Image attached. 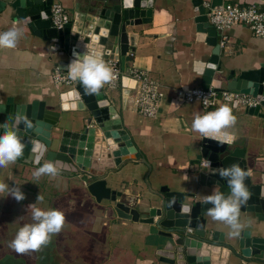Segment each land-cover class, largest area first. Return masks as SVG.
<instances>
[{"label":"crops","instance_id":"obj_1","mask_svg":"<svg viewBox=\"0 0 264 264\" xmlns=\"http://www.w3.org/2000/svg\"><path fill=\"white\" fill-rule=\"evenodd\" d=\"M210 2L205 0V6H209ZM223 2L239 6L257 5L264 9L258 0ZM54 3L62 4L71 22H74L76 32L85 25L84 18L91 17L87 23L95 29L91 30V37H76L74 46L77 47V54L87 53L104 60L106 64L114 61L109 59V42L112 39L105 41L106 37L96 32L95 8L100 5L99 1L54 0ZM117 3L120 0H107L105 6L111 8ZM196 16L191 1L155 0L153 22L136 27L135 51L126 54L124 66L118 61L126 75L133 70H143L162 85L166 97L157 118L139 115L135 110L134 92L125 89L123 84L117 89H109L106 84L103 86L106 99L120 115L122 128L129 135L135 151L121 165L115 166L111 151L103 147L99 141L101 136H97L92 158L96 162L91 171L98 177H93V181L105 179L113 190L124 191L128 198H137L141 211L158 206L159 196L165 188L171 192L195 195L194 200L187 197L189 202H202L206 196L205 190L199 187V172L193 164L206 137L193 132L191 123L194 114L214 111L217 107L206 110L199 102L182 103L175 97L179 89L203 88V76L197 72V64H206L212 56L213 47L207 44L208 33L198 31L194 22ZM14 22L23 30V35L15 48H0V105L12 98L16 104L44 101L47 107L54 108L59 105L61 93L74 85L55 83L54 70L57 63L72 56L64 50H57L53 42L33 35L9 6L0 11V32L7 31ZM224 34L228 36V45L221 55L224 74L255 70L264 63V38L256 37L249 27L234 25ZM74 37L71 35V38ZM83 39L86 42L80 45ZM217 40L219 44V33ZM217 78L221 79L220 76ZM132 83L129 80L126 87ZM229 106L233 107L237 120L233 127L225 130L234 137L227 144L245 149L249 167L264 173L262 122L245 115L241 106ZM64 117L55 128L59 134L65 130L80 131L89 115L67 113ZM75 117L77 119L72 120ZM36 168L33 164L17 160L0 169V181L10 187L20 186L26 196L25 200L17 202L7 193L0 194V239L9 238L0 244L1 255L21 256L9 244L20 227L33 222L27 208L36 203L37 196L42 194L44 199L38 207L62 211L65 224L62 231L55 234L57 240L49 244L45 251L26 253V259H23L26 264H160L157 251L162 248V240L149 233V225L113 217L106 210L105 202L102 205L97 203L84 191L81 181L86 178L80 177L86 173L80 171L77 177L62 174L55 178L42 176L36 180L33 177ZM210 207L203 202L207 221L205 229L197 233L207 238H213L218 233L221 246L211 250L216 253L215 264H262L247 262L225 247V244L236 246L240 235L232 237L227 224L212 220L207 215ZM240 221L244 225L241 232L249 231L253 237L264 238V224H259L254 215L240 213Z\"/></svg>","mask_w":264,"mask_h":264},{"label":"water","instance_id":"obj_2","mask_svg":"<svg viewBox=\"0 0 264 264\" xmlns=\"http://www.w3.org/2000/svg\"><path fill=\"white\" fill-rule=\"evenodd\" d=\"M97 1L100 5L95 8L97 9L96 32L103 34L106 37L105 41L112 39L109 42L111 44L109 59L121 61L124 66L126 54L135 51V39L138 35L136 27L153 22L155 0H127V2L120 0V3L111 8L105 6L107 0ZM184 1H191L194 12L197 13L194 22L198 31L208 33L207 44L213 47L210 60L206 64H197L196 70L203 76V89L208 90L213 86L216 91L226 90L253 97L258 105L243 108L244 114L259 119L264 128V63L255 70L242 71L239 74L230 71L228 75L224 74L221 62L222 50L217 40L218 32L210 25L207 17L210 9L223 5V0H211L210 9L205 6V0ZM53 4L54 0H11L10 2L0 0V11H4L9 6L18 20L28 27L33 35L53 42L57 50H64L66 54L72 56L69 60L57 63V67L68 74V65L77 55L75 50L77 47L74 46L76 37H91V30L95 28L87 23L91 19L88 15V18H84L85 25L83 24L82 29L77 32L73 29L74 22L67 24L62 30L53 28L50 22ZM258 4L264 5V0H258ZM132 28L133 30L129 31ZM71 35L75 37L71 38ZM83 41L86 42L83 39L79 44L82 45ZM210 64L215 67L209 68ZM72 82L74 85L61 93L59 105L54 108L47 107L44 101L16 104L12 98H8L0 105V124L14 113L26 115L33 124L32 128H25L23 124L19 126L18 130L26 148L24 157L18 161L35 165L29 159L31 142L39 141L43 145L47 159L63 162L62 175L77 177L80 176V171L86 173L85 176L80 177L86 178L81 181L84 191L97 203L102 205L105 202L106 210L113 217L150 226L149 233L162 240V248L157 251L160 264H215L216 253L211 250L220 247L221 243L218 242L217 232L213 238L197 233L198 230L205 229L207 220L203 213V201L187 200V197L194 200L195 195L171 192L165 188L159 196L158 206L141 211L137 198H128L124 191L113 190L105 179L93 181V177H98L91 171L96 162L92 158L97 136H101L99 141L103 143V147L106 146L111 151L115 166L121 165L135 149L129 135L122 128L120 115L106 99L103 87L99 94L89 95L86 94L79 80ZM128 82L127 77L122 81L124 86H127ZM67 113H87L89 118L80 131L65 130L59 134L55 128ZM76 119L77 117L72 118V120ZM204 159L211 162V168L201 163ZM234 163H239L242 168L250 171L246 179L250 197L242 206L241 213L254 215L259 224H264V173L249 167L245 149L204 138L193 163L199 172V187L205 190L206 196L211 195L217 187L218 191L228 195L230 189L227 181L218 174H213L212 170L227 168ZM189 228L193 229V233L188 232ZM225 247L247 262L264 264V238L253 237L249 231L241 232L236 246L225 244Z\"/></svg>","mask_w":264,"mask_h":264},{"label":"clouds","instance_id":"obj_3","mask_svg":"<svg viewBox=\"0 0 264 264\" xmlns=\"http://www.w3.org/2000/svg\"><path fill=\"white\" fill-rule=\"evenodd\" d=\"M127 2V0H126ZM258 34L264 33V25L257 28ZM23 30L17 26V22L7 31L0 32V48H15ZM214 68V65H208ZM67 73L72 80H79L83 85L86 94H99L100 89L113 79V69L106 62L98 57L90 56L87 53L77 54L75 59L68 65ZM205 105L208 104V97L204 98ZM236 116L233 115V107L224 103L214 111L194 114L191 123V130L206 138L217 140L220 144L231 142L234 137L225 131L236 124ZM32 128V122L26 115L21 113L10 114L3 124H0V169L14 164L18 159L24 157L26 145L19 133V126ZM223 137V139H218ZM29 159L37 165L33 177L39 180L42 176L55 178L62 172L63 162L49 160L45 157L43 145L33 140ZM201 163L211 168V162L204 159ZM227 181L230 193L225 195L218 191V187L211 195L203 197L205 204L212 205L207 209V215L214 221L223 222L230 228L232 237H238L244 228L240 221L241 208L244 206L250 193L246 185V179L250 171L242 168L239 163H234L227 168L212 170ZM7 193L17 202L26 199L20 186L10 187L9 184L0 181V194ZM43 195L37 196V202L30 204L28 210L31 212L32 223L23 225L17 231L15 238L10 242L9 247L18 254H26L30 251H38L41 247L50 243L51 237L59 234L65 224V214L58 209L43 210L38 204L43 202Z\"/></svg>","mask_w":264,"mask_h":264},{"label":"built area","instance_id":"obj_4","mask_svg":"<svg viewBox=\"0 0 264 264\" xmlns=\"http://www.w3.org/2000/svg\"><path fill=\"white\" fill-rule=\"evenodd\" d=\"M208 9L209 6H207ZM210 25L220 34V48L226 49L228 36L224 31L234 25H244L249 27L253 34L258 38H264V33L258 34L257 28L264 25V9L257 5L239 6L233 4H223L210 9L207 13ZM50 22L53 28L62 30L71 23V17L66 12L62 4L54 3L51 7ZM113 69V79L106 86L109 89H117L122 86L125 77L129 78L132 85L125 87L134 92V102L136 112L145 118H157L162 102L166 93L162 85L151 79L146 71L133 70L130 75H126L117 61H110L107 64ZM53 79L57 84H72L68 74L61 71L58 67L54 70ZM176 100L182 103L199 102L204 109L219 107L224 103L236 104L237 106L256 107L258 102L251 96L237 94L232 91H216L213 86L208 90L203 88L179 89L175 94ZM208 97V104L205 105L204 98ZM87 185V184H86ZM193 233V229H188Z\"/></svg>","mask_w":264,"mask_h":264},{"label":"rangeland","instance_id":"obj_5","mask_svg":"<svg viewBox=\"0 0 264 264\" xmlns=\"http://www.w3.org/2000/svg\"><path fill=\"white\" fill-rule=\"evenodd\" d=\"M54 237V240H53ZM57 235H53L51 237L50 243L51 244L53 241L57 240ZM9 240V238H5V239H0V244H2L3 242H7ZM47 244L46 246L41 247L39 250L41 252L45 251L47 249V247H49L50 245ZM26 254H21V256H18L17 254H14V257L10 256V255H1L0 254V264H26L27 261H24L23 259H26ZM30 256V255H28ZM32 256V255H31ZM19 258V259H17ZM17 259V260H16ZM16 261V262H15Z\"/></svg>","mask_w":264,"mask_h":264},{"label":"bare ground","instance_id":"obj_6","mask_svg":"<svg viewBox=\"0 0 264 264\" xmlns=\"http://www.w3.org/2000/svg\"><path fill=\"white\" fill-rule=\"evenodd\" d=\"M77 54V53H76Z\"/></svg>","mask_w":264,"mask_h":264}]
</instances>
